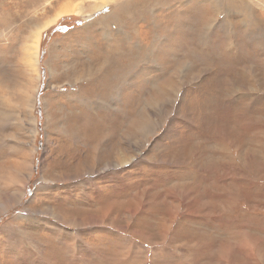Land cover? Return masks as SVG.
Segmentation results:
<instances>
[{"label": "rangeland", "instance_id": "rangeland-1", "mask_svg": "<svg viewBox=\"0 0 264 264\" xmlns=\"http://www.w3.org/2000/svg\"><path fill=\"white\" fill-rule=\"evenodd\" d=\"M59 1L0 0V264H264V0H135L101 68L115 3L36 61Z\"/></svg>", "mask_w": 264, "mask_h": 264}, {"label": "bare ground", "instance_id": "bare-ground-1", "mask_svg": "<svg viewBox=\"0 0 264 264\" xmlns=\"http://www.w3.org/2000/svg\"><path fill=\"white\" fill-rule=\"evenodd\" d=\"M57 1L60 2L59 0H57ZM74 1L75 0H67L66 2H64L59 7L58 12L56 13V15H54L52 17V19H49V20L41 22V23H36L34 25V28H32L33 31L31 32L30 40L33 43H35V47H33V48H35L34 52H35L36 61H38V53H39L38 52V45L40 42L42 31L44 29L48 28V26L52 22L56 21L58 17L66 15V14H70V13H77V14H83V15H84V13H90V12L92 13V11H94V10H100L103 8H107L109 3H115V4L114 5L112 4L114 7L109 8L107 16L104 17L102 15L98 18V20H94L92 23V24H96L99 27V29H100L99 32L102 33V39H104V41H106V44L102 45L98 49L99 52L96 55H94V57L92 56L91 59H94L97 61L99 60L98 64H100V68H101L104 64H107L108 57H111V56L115 55L116 53H120V54L124 55L123 49H121L122 47L121 46H120V48L116 47V45L118 43L115 44V42H117V41H115L114 33L112 30L114 29V30L124 34V31H123L124 24L126 23L129 26H131L132 22L136 19V16L130 15L128 11L130 10V8L132 6L137 7L138 2L135 0H129V1H125V2H124V0H91L92 2L88 3V7L86 9H84L80 5H78L80 2L78 4H76ZM49 3H51V2H49ZM44 7L45 6H42L41 9H43ZM34 13H36V11ZM122 34H121V36H122ZM113 37H114V39H113ZM27 42H28V40H27ZM124 43L128 44L129 48L131 47V41H124ZM134 46H136V44ZM128 47L126 46V50L128 49ZM129 52L130 51L127 50L126 54H128ZM32 53L29 55L31 56ZM32 56H34V55H32ZM88 68H89V66H88ZM85 69H87V68H85ZM95 69H97V68H95ZM92 70H93V68L90 67V69H88L87 71H83V72L81 71L82 73H80V76L90 75L92 73ZM95 71H97V70H95ZM103 82L104 83L106 82L105 79L102 80V83H100V82H97V83L100 85V84H104ZM108 88L109 87H107V89ZM30 126H32V130L35 131V118L31 117V115H30Z\"/></svg>", "mask_w": 264, "mask_h": 264}]
</instances>
